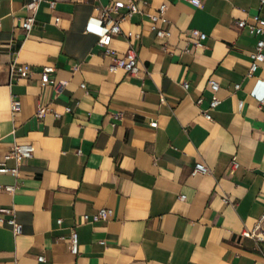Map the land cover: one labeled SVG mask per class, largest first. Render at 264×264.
Masks as SVG:
<instances>
[{
    "label": "crops",
    "instance_id": "1",
    "mask_svg": "<svg viewBox=\"0 0 264 264\" xmlns=\"http://www.w3.org/2000/svg\"><path fill=\"white\" fill-rule=\"evenodd\" d=\"M29 1L0 0V161L15 143L35 150L19 177L0 173V186L18 185L0 190V217L13 207L23 227L0 225V264H264V241L242 235L264 215V62L249 74L257 37L236 26L264 18L261 0H134L143 12L110 47L131 45L143 77L111 73L99 45L97 7L127 0H43L27 33ZM164 3L168 40L151 20ZM14 60L29 77H11ZM210 80L222 100L212 121ZM198 163L210 173L193 175ZM103 208L107 219L85 220Z\"/></svg>",
    "mask_w": 264,
    "mask_h": 264
},
{
    "label": "built area",
    "instance_id": "2",
    "mask_svg": "<svg viewBox=\"0 0 264 264\" xmlns=\"http://www.w3.org/2000/svg\"><path fill=\"white\" fill-rule=\"evenodd\" d=\"M43 0H30L27 4L28 16L25 18L23 22V30L29 33L36 24V14L39 11L40 4ZM101 1V0H98ZM180 2H188L196 7L202 6V0H177ZM261 3L264 4V0H261ZM55 2L52 3L54 5ZM97 9L100 13V18L103 23L106 25V32L101 36L99 45L104 49L105 54L107 56H113L114 62L109 66V71L111 73H115L121 69L125 70L129 75L135 77H143L142 68L140 66V61L138 57L137 51L130 45L128 51L122 55L116 53L113 49H111V42L116 35H120L122 33L121 23L125 21L128 17L134 14L142 13V9L134 0L124 1H115L108 4H100ZM168 9L167 4H162L159 7V10L156 14L151 15L152 20V28L156 31L157 37L160 39L168 40L171 36V32L167 28H161L158 26V22L162 21L167 24L168 21L165 17ZM1 25V24H0ZM236 26L240 31L247 30L252 36L257 37V43L254 50L251 52V65L249 74L253 75L258 69L259 65L264 62V18L260 15H255L252 18V22H248L246 20H240L236 23ZM194 34L199 37V40L196 43V46H202V40L206 37V35L202 34L200 31L195 30ZM133 37L132 33H128L127 39ZM166 48L167 45L165 44ZM15 54H17L15 52ZM1 67V66H0ZM11 77L15 80H19L20 78H27L30 76V72L27 71L22 65L18 63L17 60H14L9 64ZM55 72V68L52 66H46L43 68L41 73V82L42 85H46L50 82V76ZM67 83L62 82L57 86L58 90L66 87ZM188 84H185L184 87L188 88ZM209 86L212 91V98L210 102V106L208 109L202 110V115L206 120L212 121L213 116L211 114L212 111L217 109L221 104L222 100L219 97L220 84L216 80H210ZM82 88H86V85L83 84ZM240 85L236 86V89H239ZM202 101H199L200 104ZM19 109V102H12V110L17 111ZM48 109L42 108L39 110V117H43ZM151 126L156 128L158 126L157 122H152ZM34 146L30 143H15L8 155L5 157L4 161H0V173H8L14 177H19L20 175V167L24 163L31 159L34 156ZM14 161V166H9L8 162ZM233 166L237 167L238 163L234 160ZM199 173L209 174L210 170L205 165L198 163L193 171V175H197ZM18 189V185H6L0 186V190H5L9 193H14ZM181 199H186V196H181ZM227 202V200H225ZM3 213L8 215V218L0 217V225L7 224L9 225L15 235H19L22 233V225L18 222L15 210L13 207H8L3 209ZM112 213L110 209L103 208L96 215L90 216L85 215V220L98 222L100 220H105ZM61 223V221H58ZM264 223V215L261 217L259 222L257 223L255 229L249 230L245 229L242 232L244 237L252 238L258 242L264 241V232L262 231V225ZM70 249L71 253L74 255L79 254V246L80 239L77 231H73L70 239ZM44 258L40 257L39 261H43Z\"/></svg>",
    "mask_w": 264,
    "mask_h": 264
}]
</instances>
